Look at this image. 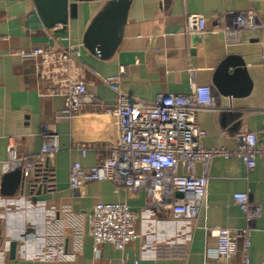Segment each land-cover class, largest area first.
<instances>
[{"label": "crops", "instance_id": "obj_1", "mask_svg": "<svg viewBox=\"0 0 264 264\" xmlns=\"http://www.w3.org/2000/svg\"><path fill=\"white\" fill-rule=\"evenodd\" d=\"M35 8L36 0H0V264H121L124 259L138 264H236L241 261V241L231 261L212 260L208 254L215 240L207 230L245 227V216L233 195L246 191L260 207L247 258L249 264H264L261 160L248 171L237 158H214L206 168V196L195 219L174 220L168 211L149 206L145 190L129 192L108 181L72 190V164L89 168L107 157L105 143L115 135L111 122L91 105L82 106L72 122L57 120L63 98L42 96L39 63L17 55L18 50L35 47L64 49L69 39L79 48L78 75L103 107L113 106L116 96L94 72L111 77L124 67L122 92L146 103L159 94L187 95L191 81L210 86L222 110L198 113L197 123L205 132L202 143L206 148L233 151L235 136L244 130L259 131L264 120V31L241 30L239 44L225 42V28L233 29L235 15L250 8L248 1L68 0L62 32L33 22ZM252 8L264 25V0H256ZM191 16L206 20L203 34H190ZM95 41L104 44L101 57L94 55L91 44ZM228 55L239 56L245 63L252 83L246 97H223L213 87V72ZM44 132L59 136V152L46 168L53 177L46 190L50 197L37 199L28 182L13 197L4 196L2 178L15 169L5 167L7 139L15 137L18 155L32 156L39 153ZM82 145L86 146L84 157L79 150ZM196 172L200 175L202 167L197 166ZM98 203L126 204L134 214L138 238L124 252L110 244L94 246L89 228L92 208ZM10 242L16 243L13 258Z\"/></svg>", "mask_w": 264, "mask_h": 264}, {"label": "built area", "instance_id": "obj_2", "mask_svg": "<svg viewBox=\"0 0 264 264\" xmlns=\"http://www.w3.org/2000/svg\"><path fill=\"white\" fill-rule=\"evenodd\" d=\"M247 1L250 8L235 15L232 30L229 27L224 30L227 45L240 43L241 30L264 31V25L252 8L256 0ZM190 22V34L199 36L205 32L206 20L202 16H191ZM66 40L68 44L64 49L35 47L18 50L17 55L39 63L42 96L63 98L64 108L55 116L57 120L72 122L80 115L82 106L91 105L99 108L111 122L115 135L105 143L107 157L89 168L72 164L69 169L72 190L87 183L108 181L129 192L145 190L149 206L168 211L174 220L195 219L206 196V168L214 158H237L248 171L255 168L257 160L264 163V120L259 131L238 133L233 151L221 146L204 147L205 132L197 123V115L203 111L222 110L210 86L191 81L187 95L159 94L153 102L146 103L122 92L120 78L124 67L111 77H101L94 72V77L116 96L113 106L103 107L97 96L86 89L83 76L78 75V46ZM58 139L57 134L44 132L39 153L21 156L16 153L15 137H9L5 167L7 170L20 168L23 182H28L29 188L42 182L51 187L53 177L46 168L48 161L59 152ZM79 150L84 157L86 146L82 145ZM197 166L202 167L200 175L196 172ZM176 194L182 197L177 198ZM233 201L245 216V227L209 228L207 233L215 240V248L208 257L231 261L241 241V261L236 264H249L247 252L252 225L260 215V207L252 202L249 191L234 194ZM134 221L135 216L126 204H95L89 228L94 246L110 244L124 252L138 238ZM121 264H138V261L124 259Z\"/></svg>", "mask_w": 264, "mask_h": 264}, {"label": "water", "instance_id": "obj_3", "mask_svg": "<svg viewBox=\"0 0 264 264\" xmlns=\"http://www.w3.org/2000/svg\"><path fill=\"white\" fill-rule=\"evenodd\" d=\"M67 4L68 0H36L35 14L32 21L40 23L48 30L55 28L56 32H62L67 25ZM57 26H60V28H57ZM91 45L94 55L101 57L104 44L95 41ZM212 84L219 95L230 98L246 97L252 89L245 63L239 56L234 55L226 56L217 65L212 75ZM23 186L21 170L17 167L4 174L1 193L4 196L13 197L18 191L22 190ZM47 189H50V187L45 182L29 188L31 194L35 193L39 200L50 197L49 194H46ZM176 197L181 198L182 194H176ZM15 247L16 243L10 242V258L14 256Z\"/></svg>", "mask_w": 264, "mask_h": 264}]
</instances>
